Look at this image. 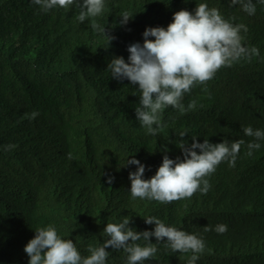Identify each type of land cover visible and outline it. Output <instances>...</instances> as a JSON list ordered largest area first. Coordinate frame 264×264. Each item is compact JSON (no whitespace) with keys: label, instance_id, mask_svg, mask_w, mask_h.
<instances>
[{"label":"trees","instance_id":"obj_1","mask_svg":"<svg viewBox=\"0 0 264 264\" xmlns=\"http://www.w3.org/2000/svg\"><path fill=\"white\" fill-rule=\"evenodd\" d=\"M200 3L246 25L244 46L260 54L195 86L182 101L185 111L168 107L164 126L148 134L135 115L138 85L111 78L108 64L114 57L127 62L128 47L143 44L146 28L166 29L174 13L194 12ZM252 3L250 16L231 0H105L96 21L115 37L109 46L91 18L77 19L75 6L44 12L32 0H0V264H28L25 246L37 228L49 225L87 257L90 246L108 239L106 225L125 217L137 232L153 231L144 219L156 217L202 238L206 247L196 264H264V141L248 156L254 137L243 131L264 130V4ZM125 11L133 18L122 26ZM192 101L195 107L188 108ZM182 132L189 145L192 138L212 144L242 139L245 145L234 167L222 162L208 177L206 194L168 204L132 199L129 174L137 166H126L127 160H139L143 178L150 179L165 154L183 160ZM217 225L227 231L217 233ZM150 239L158 251L144 264H188L191 252L172 251L166 238ZM106 251V264H126L122 249Z\"/></svg>","mask_w":264,"mask_h":264},{"label":"clouds","instance_id":"obj_2","mask_svg":"<svg viewBox=\"0 0 264 264\" xmlns=\"http://www.w3.org/2000/svg\"><path fill=\"white\" fill-rule=\"evenodd\" d=\"M258 2L264 4V0ZM32 3L40 6L44 12L55 8L68 10L75 6L80 10L77 19L81 23L91 18L93 31L102 35L109 46L115 39L96 21L105 12V0H32ZM237 4L250 16L256 12L252 0H231L230 6ZM121 17L122 26L133 18L127 11ZM242 32H248L246 25L233 24L217 8L200 3L194 12L180 10L174 13L166 29L146 28L143 44L133 43L128 47V61L123 57H114L107 70H110L113 79H126L133 86L138 85L141 96L139 106L135 108L136 118L148 134L156 135L164 126L162 114L165 109L171 107L185 111L182 101L195 86L206 85L222 68H230L242 60L250 61L259 56L258 48L244 46L245 36ZM203 90L206 92L207 88ZM194 107L195 101H192L188 108ZM38 115V112H33L31 118L35 119ZM243 131L246 136L254 137L246 145L247 155L251 156L261 147L258 141H264V130L247 126ZM185 136L186 133H180L179 148L183 160L179 157L173 160L165 154L161 166L150 179L143 178L146 168L139 160L134 157L127 160L126 166H137V170L129 174L132 199L168 204L190 199L197 192L206 194L210 189L208 177L222 162L234 167L241 147L245 145L242 139L232 142L225 139L212 144L208 139L198 143L197 138H192L189 145L183 139ZM7 147L11 149L15 145ZM163 151L167 153L168 149L165 147ZM113 180V177H109L107 183L111 184ZM144 221L149 225L154 224V230L137 232L129 226L131 219L127 217L121 223H108L103 230L108 239L99 247L90 246L87 257L80 254L72 240L62 239L52 225L37 228L24 252L29 257L28 264H106L109 256L106 249H122L128 254L126 264H144V261L156 256L158 249L150 239L155 237L156 243L166 238L165 247L174 252H191L188 264H196L204 253L205 242L197 235L166 226L156 217H147ZM204 230L211 231L212 228L207 226ZM215 231L223 234L227 231V225H217ZM141 240L146 242L143 246L137 243Z\"/></svg>","mask_w":264,"mask_h":264}]
</instances>
